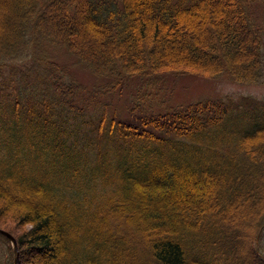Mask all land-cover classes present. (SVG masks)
I'll return each mask as SVG.
<instances>
[{
  "label": "trees",
  "instance_id": "1",
  "mask_svg": "<svg viewBox=\"0 0 264 264\" xmlns=\"http://www.w3.org/2000/svg\"><path fill=\"white\" fill-rule=\"evenodd\" d=\"M112 2L0 0V228L18 263L264 264V98L146 112L167 74L261 83L264 0ZM135 79L130 118L111 113Z\"/></svg>",
  "mask_w": 264,
  "mask_h": 264
},
{
  "label": "rangeland",
  "instance_id": "2",
  "mask_svg": "<svg viewBox=\"0 0 264 264\" xmlns=\"http://www.w3.org/2000/svg\"><path fill=\"white\" fill-rule=\"evenodd\" d=\"M106 4L111 0H104ZM115 2V3H114ZM116 0L110 4L116 6ZM261 14V7L256 8ZM50 58L55 61L61 70L76 78L79 82L91 87L100 82L87 68L76 63L75 59L62 50L53 47L47 48ZM141 82L132 80L121 91L111 96L112 110L117 111L122 118H130V108L136 99V90ZM160 99L147 103V113L164 112L177 105L189 103L206 98H226L227 96L238 97L240 95H253L264 98V78L261 83L256 85L237 84L226 77L216 79L205 78L195 74H167L164 81L160 84Z\"/></svg>",
  "mask_w": 264,
  "mask_h": 264
},
{
  "label": "water",
  "instance_id": "3",
  "mask_svg": "<svg viewBox=\"0 0 264 264\" xmlns=\"http://www.w3.org/2000/svg\"><path fill=\"white\" fill-rule=\"evenodd\" d=\"M0 233L5 235L12 242V246H13L14 253H15V264H19L18 263L19 247H18L17 239L15 238V236L12 233H10L9 231H7L5 229L0 228Z\"/></svg>",
  "mask_w": 264,
  "mask_h": 264
}]
</instances>
